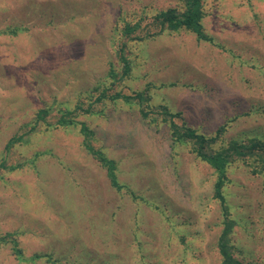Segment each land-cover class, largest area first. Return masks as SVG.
Listing matches in <instances>:
<instances>
[{"label": "rangeland", "instance_id": "374dc122", "mask_svg": "<svg viewBox=\"0 0 264 264\" xmlns=\"http://www.w3.org/2000/svg\"><path fill=\"white\" fill-rule=\"evenodd\" d=\"M202 7L211 40L162 27L184 0H0V264H222L216 172L171 122L264 142V0ZM241 158L229 244L264 264V165Z\"/></svg>", "mask_w": 264, "mask_h": 264}, {"label": "trees", "instance_id": "16d2710c", "mask_svg": "<svg viewBox=\"0 0 264 264\" xmlns=\"http://www.w3.org/2000/svg\"><path fill=\"white\" fill-rule=\"evenodd\" d=\"M185 10L183 12H177L174 8H169L159 12L156 17L160 20L163 28L167 27L170 29L177 30L181 27L191 30L196 33L199 39L211 40L208 37L202 25V18L204 15L202 0H184ZM121 59L124 63V74H128L130 70L129 61L126 57L122 56ZM113 98H129L127 95L120 93L112 96ZM98 100L101 97L97 98ZM69 113V112H68ZM41 118V116H40ZM65 116H61V123L66 121ZM63 121V122H62ZM172 135L175 139H185L190 140L194 144L193 151L196 155L211 165V167L216 172V180L214 183V197L219 200L222 210H223V223L224 227L222 233L219 237L218 247L222 255V264H242L233 256L232 249L233 246L229 244L230 233L233 230V220L230 218L228 213V207L225 202V196L223 193V188L227 179V167L235 159V157L246 158L247 156H254L258 160H261L264 165V142L260 140H249L238 141L232 140L228 142L227 145L221 148L213 147V143L216 142V138L221 132L224 131V126H221L217 131L215 136H207L203 133H198L194 128L184 127L176 124L174 121L171 122ZM85 128V127H84ZM87 135V131L85 132ZM13 140H10L11 143ZM86 147L88 152H90L94 157H96L101 164L107 167L108 176L111 180L112 185L120 187L115 169L114 160L108 159L105 155L98 152L93 148L91 143L86 141ZM263 170H260L262 172Z\"/></svg>", "mask_w": 264, "mask_h": 264}]
</instances>
